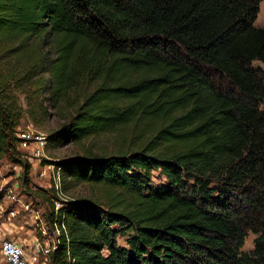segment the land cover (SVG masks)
<instances>
[{"label":"trees","instance_id":"obj_1","mask_svg":"<svg viewBox=\"0 0 264 264\" xmlns=\"http://www.w3.org/2000/svg\"><path fill=\"white\" fill-rule=\"evenodd\" d=\"M261 1L0 0V159L25 184L19 95L31 116L44 95L68 111L49 147L131 124L149 134L52 160L62 183L106 191L51 204L66 231L50 264H264Z\"/></svg>","mask_w":264,"mask_h":264},{"label":"rangeland","instance_id":"obj_2","mask_svg":"<svg viewBox=\"0 0 264 264\" xmlns=\"http://www.w3.org/2000/svg\"><path fill=\"white\" fill-rule=\"evenodd\" d=\"M254 24L264 26V0L259 4V12ZM18 99L23 108L21 127L30 126L35 131L47 135L66 119L68 111L53 107L47 95L39 98L42 106L45 107V112L33 113L32 116L27 110L23 96L19 95ZM148 137L149 134L144 129L131 124L120 132L100 133L77 142L45 146L42 156L26 159L30 164L27 184L23 181L24 175L20 164L1 158L0 244L2 240L10 239L21 244L30 254L36 253L38 247L43 250L55 244L59 233L48 222L47 215L51 204H54L56 192L52 187V170L49 171L45 163L82 156L87 151L99 156L113 153L118 147L133 150L144 143ZM42 171L45 172L44 175ZM152 174L154 183H160L163 180L157 171H152ZM62 190L68 200L98 196L106 191L104 187L86 182H64ZM253 238L254 234L248 231L243 250L252 248ZM118 243L124 244L123 236L118 237ZM37 260V264H50L44 254L38 255ZM0 264H3L1 255Z\"/></svg>","mask_w":264,"mask_h":264},{"label":"built area","instance_id":"obj_3","mask_svg":"<svg viewBox=\"0 0 264 264\" xmlns=\"http://www.w3.org/2000/svg\"><path fill=\"white\" fill-rule=\"evenodd\" d=\"M15 135L18 138V150L20 155L25 159H31L34 157H40L43 155V150L47 144L46 135L37 132L32 129L30 126L21 127V125L16 127ZM47 169L52 170L51 180L52 187L55 189L56 197L54 198L53 208L54 211L58 210L63 203L68 199L65 193L62 190V181L60 170L55 166L54 162H47ZM43 175H44V171ZM52 226L57 229V232L60 233V230L65 233V225L61 222L60 226L58 223L53 222ZM57 246V239L55 244L45 249L37 248V252L30 254L24 250V247L10 239H4L0 244V255L2 257L3 264H37L38 255L48 254L53 251ZM73 261L69 264H73Z\"/></svg>","mask_w":264,"mask_h":264}]
</instances>
